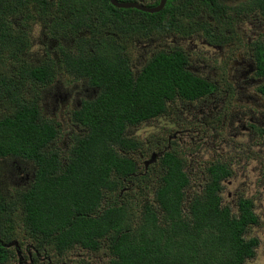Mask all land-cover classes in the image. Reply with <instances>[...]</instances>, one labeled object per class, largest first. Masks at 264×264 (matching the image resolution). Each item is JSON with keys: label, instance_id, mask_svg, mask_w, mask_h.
<instances>
[{"label": "trees", "instance_id": "trees-1", "mask_svg": "<svg viewBox=\"0 0 264 264\" xmlns=\"http://www.w3.org/2000/svg\"><path fill=\"white\" fill-rule=\"evenodd\" d=\"M245 7L264 17V0H248ZM220 14L221 0H168L157 14L118 9L110 0H0V158L30 161L37 168L32 188L19 197L27 228L36 234L34 244L48 245L37 236L57 248L104 243L113 251V264H246L255 258L259 240L247 238L259 223L254 202L240 198L233 213L217 195L219 181L231 176L226 166L210 169L206 195L196 196L188 213L183 159L175 151L154 150L160 159L153 172L139 175L130 155H145L134 129L165 114L168 102L199 99L212 85L186 70L188 58L179 49L158 53L135 72L128 47L107 38L110 32L147 39L163 23L165 32L188 37L197 32L189 21L203 29L209 22L200 16ZM35 15L48 27L49 42L58 44L56 61L27 59L31 39L16 19L23 16L26 27ZM255 46L258 74L264 77V36ZM57 76L70 84L83 80L98 91L73 116L83 133L73 137L64 165L62 150L50 147L60 135L57 125L41 116L40 96L27 93L28 86L44 88ZM258 92L264 96V84ZM128 182L139 196L129 197L130 191L117 200ZM105 191L116 198L101 209ZM139 202L136 213L132 203ZM15 215L16 204L9 205L0 187V264L13 258L9 238L16 232Z\"/></svg>", "mask_w": 264, "mask_h": 264}, {"label": "flooded vegetation", "instance_id": "flooded-vegetation-1", "mask_svg": "<svg viewBox=\"0 0 264 264\" xmlns=\"http://www.w3.org/2000/svg\"><path fill=\"white\" fill-rule=\"evenodd\" d=\"M247 1L248 0H221V14L219 15V18L211 19L208 17V19H210L209 25H206L203 29H200V26L198 25H193L196 29L198 28V33L195 32L196 34L194 33V36H180L182 40L184 38L193 40L200 36L201 44L206 48L213 50L214 56L218 55L217 57H221L224 70H221V67H219V69H216L214 72H207V67H204L203 69L193 67V62L191 61V57H189L191 55L190 52H186L179 48V51H182L188 58L186 70L194 76L210 83L212 85L210 92L204 97H200L193 101L177 99L176 101L168 102L167 112L165 114L163 113L140 126L143 127L149 123L157 122L161 118H166L171 115V112L180 108L179 110L184 112L185 115L187 114L189 117V120L185 123L188 125L193 123L201 125L203 131L199 130L196 132L188 130L189 133H187L188 137L186 138V141L189 144V149L184 148L183 151H180L176 146L175 140L178 138L177 132L180 133L179 131H176L173 136L168 138L167 147H161L160 142H158V145L148 148V150L150 149L152 151L149 160H145V155L149 154L148 150H146L145 155L137 154L135 156L133 152L130 153V155L134 154L133 159L137 163V166H139V175H146L151 169L153 172L154 166L160 159V152H154V150H162L165 152L175 151L178 156L183 159V171L189 177L188 185L185 190L186 201L184 207L188 213L193 199L196 196L206 195L207 187L213 180V173L210 172L211 168H218L221 170V165L226 166L231 175L228 179L223 180L222 182L219 181L220 189L217 192V195L221 199L223 185L225 183L229 186L232 185L231 178L233 179L238 171L237 167L238 162L241 160V156L245 157V163L253 162L256 157V154L254 153L255 148L258 146L259 148L264 147V115L258 117L253 111L246 113L241 110L235 111L230 108L234 96H238V98H240L239 101L244 105L250 104L264 107V96L258 92V87L264 84V77H261L258 74L255 49V43L261 38L256 37V39H251L250 41V38L246 37V33L242 32V25L244 23L252 24L251 22H253L255 26H257L258 23L261 30L264 31V17L260 12L248 13L249 9L247 7L243 8L244 3L247 4ZM153 2L154 0H132L121 3H139L149 7ZM157 6H150L149 8ZM200 9L202 10L203 15H207V8L200 7ZM163 10L161 12H163ZM255 10L257 9L255 8ZM200 18L203 19V16H200ZM220 21L221 28L219 27ZM161 27L155 28L161 30L162 37L160 40L157 38L158 46L154 51L151 50L153 44L147 43L146 39H143L141 35L138 36V43H140V40H145V42L139 45L142 52V55H140V62L142 63L140 70L158 53L162 51L168 53L174 51L172 47H164L161 44L166 42L169 38L175 37L176 34L164 31L167 27L166 23H163ZM110 36L115 40H119V42L125 46V36H123L122 33L118 35L108 32L107 38H110ZM136 39L137 36L135 40ZM56 45L58 46V44ZM195 49L198 50L197 45ZM202 57L203 55H201L200 58ZM213 58L215 59L216 57ZM197 63L199 62L197 61ZM140 70L135 72H139ZM73 84H81V87L78 85L71 89L69 87L70 82L66 78H59V76H57L49 86L42 87L41 89L35 88L37 91L36 96H40L39 107L41 116L44 121L55 123L60 131L59 138L52 142L50 147L62 150L63 165L64 162H66L64 160L67 158L65 156L70 155L71 146L72 143H74L73 137L83 133V130L79 129V126L75 124L76 122L74 121L73 116L76 111L82 108L84 102L92 101L96 98L98 93L97 89L90 87L87 82L83 80ZM252 86H255L257 90L254 93H249L248 90ZM221 94H224L223 98H221ZM245 100L247 101L243 103ZM59 106L63 108V112L67 111L66 123H70L71 125V129L68 132H66L67 128L65 125L59 124L63 122L56 118L58 115L56 114V111ZM50 107H52V114L50 117H47V112ZM3 115L4 113L2 115L0 114V117ZM221 116L223 119H221ZM221 122L223 125L227 122L229 123L226 129L228 133L231 134L239 130L236 126H241L243 130L242 133L231 135L237 140V144L228 139V141L224 142L221 146V127L224 128V126L221 125ZM247 124L249 125L247 126ZM140 127L134 129V132ZM209 127H211V130H208ZM209 131H211L210 135H208ZM212 135L214 136L210 138ZM63 136L65 142L60 144V139ZM172 138L173 140H171ZM207 138H210L207 140V143H212L213 145L210 152L204 149L205 143L203 142ZM242 138H245L248 141L242 144L239 142ZM186 141H183V143L186 144ZM221 151L223 155L229 156V158L226 159L229 163L221 162ZM260 152H262V150H260ZM153 154H157V160L155 163L147 166L146 163L151 160ZM0 160L3 164V166L0 165L1 192L5 194L9 205L10 203L16 204V223L13 226L16 232H14L15 234L9 238V248L13 253V258H11L10 264H18L19 260H22V263L25 262L27 264H113V260L115 259L113 251L104 243H101L97 248L92 244L85 246L83 243L81 244V242H74L71 246L57 248L53 243L42 241V239L37 236L41 243L48 245L39 246L37 243L34 244L32 236L35 237L36 234L29 231L27 228L26 215L20 211L22 204L19 197L21 196V193L27 192L32 188L33 183L35 182L37 168L33 162L12 158L10 156L0 158ZM196 161H198L197 164H195ZM207 162L209 163L205 166L204 163ZM203 165L205 167L201 170ZM195 172H197L195 177L200 179V182H193L192 178L194 177ZM125 181L126 179L124 182ZM2 183H5L7 186H3ZM131 186L132 183H125V186L120 190L117 200L121 201V199L127 196V192L135 191L137 189V186L134 184V187L130 190ZM115 198L116 196H112L111 192L105 191L100 208L106 209L108 207L106 205L111 204ZM101 213L102 211L100 214ZM75 260L78 261L75 262ZM46 261L48 263H45Z\"/></svg>", "mask_w": 264, "mask_h": 264}, {"label": "rangeland", "instance_id": "rangeland-1", "mask_svg": "<svg viewBox=\"0 0 264 264\" xmlns=\"http://www.w3.org/2000/svg\"><path fill=\"white\" fill-rule=\"evenodd\" d=\"M35 20L31 21L28 26L24 27L23 26V20L24 17H17L16 21L18 24H20V27L25 28V31L29 34V37L31 39V48L30 51L27 53L28 54V61L33 64H37L38 60L44 61L46 58H53L55 61L57 57H59V50L58 46L56 45V42H49V39L46 36H49L48 32V27L46 24L40 21V19L35 15ZM202 20H206L209 22L210 19H207L203 17ZM189 22H194L191 23L190 25L193 26L195 24V21L191 20ZM244 23L242 25V32L246 33V37L250 38L249 40L251 41L256 39V37L261 38L264 35V31L261 30L259 27L258 23L257 26L253 24ZM218 24V23H216ZM215 25V23H214ZM198 33V28L196 29ZM195 33V34H196ZM194 36V34H193ZM197 36V35H195ZM162 37V33L160 29H153L149 35V37L146 39L147 43L153 44L151 46V50L154 51L157 46V38L160 40ZM190 37V36H189ZM138 36L137 39L135 38H126L125 41V46H127V51H126V56L130 58V61L133 65V69L135 71L140 70L142 63L140 62V55H142L141 52V45L145 40H140V43H138ZM71 41H66L64 45L70 46ZM145 44V43H144ZM124 46V44H122ZM164 47H172L173 49L176 48H181L186 52H190L192 66L195 68H200L203 69L204 67L208 68L207 72H214L216 69H219L221 67V70H224V65L221 62V57L214 56V51L206 48L204 45L201 44V37L194 38L193 40H189L184 38H180V35L176 34L175 37L169 38L166 42L162 43ZM196 45L198 46V50L195 49ZM71 47V46H70ZM73 48V47H71ZM201 55H203L202 58ZM213 57H216L215 59ZM197 61L199 63H197ZM224 72V71H223ZM71 83V82H70ZM80 86L81 84H70V88H74L75 86ZM236 87V86H235ZM256 87L252 86L248 90L249 93H254L256 91ZM27 93L29 96L34 97L37 95V91L35 88H31L28 86ZM224 94H221V98H223ZM240 98L238 96H234L233 103L231 104L232 109L235 111H244V112H249L253 111L255 114L260 117V115H264V107H258V105H250V104H242L239 101ZM247 100L243 101L246 102ZM180 108L176 109L174 112H171V115L166 117V118H161L157 122H152L149 123L148 125H145L143 127H140L138 130L134 132V135L138 137L139 140L142 141V143L145 145L144 147V154H146V150L148 148H152L156 145H158V142H160V146L162 147H167L168 146V138L173 136L176 131H179L180 133L177 132L178 138L175 140L176 146L180 151H183L184 148H188L189 144L186 141V138L188 137L187 133L188 130L191 131H203V127L198 124H186L185 122L188 121L189 117L188 115L186 116L184 112L179 110ZM67 111L63 112V108L59 106V108L56 111L57 119L61 120L65 127L67 128L66 132L70 131V123H66V115ZM52 114V107L49 108L47 112V117L51 116ZM170 114V113H169ZM229 114V113H228ZM221 119L223 117L221 116ZM224 128L221 127V146L224 144V142H227L228 139L230 141H233L237 144V140L232 137L231 135H235L236 133H242L243 130L241 126H236L239 128L238 131L233 132V134L228 133L226 127H228L229 123H225V125L222 124ZM249 124H247L248 126ZM208 130H211V127L208 128ZM65 132V133H66ZM211 134V131L208 132V135ZM63 135V133H62ZM214 135H212L210 138H212ZM231 136V137H230ZM207 138L203 143H205V150L210 152L213 148L212 143H207V140L210 139ZM173 140V138L171 139ZM183 141H186V144L183 143ZM248 140L245 138H242L239 140L240 143L244 144ZM64 136L60 139V144L64 143ZM258 143V140H257ZM162 144V145H161ZM189 149V148H188ZM262 150V152H260ZM159 152V151H158ZM254 153L256 154V157L253 162L245 163V157L241 156V160L238 162V171L234 175V178H231L232 185L229 186L227 183L223 185V192H222V199H223V204L229 205L230 208H232L233 213H237L238 209V199L239 198H248L251 199L254 202V211L256 215L259 218V223L258 225L252 226L249 234L247 235V238H257L259 240V246L256 249V256L253 259H250L246 262V264H264V147L259 148L256 147ZM134 155V154H133ZM151 156V153L148 155H145V160H149ZM229 156L223 155L221 151V162H226L229 163L226 159H228ZM208 161V159L206 158ZM144 161V160H143ZM242 161V162H241ZM198 161H196L195 164H197ZM209 162L204 163L206 166ZM245 163V164H244ZM194 164V163H193ZM194 164V165H195ZM244 164V165H242ZM0 165L3 166L0 160ZM202 167L201 170L204 169V166ZM199 170V171H201ZM197 171V172H199ZM194 173L193 182L197 181L200 182V179H198L196 176V173ZM3 186H7L5 183H2ZM199 191V190H197ZM120 193V191H119ZM139 196L135 191L132 192V194L129 197H135ZM151 197H153L151 195ZM139 204L141 202L137 203V206H135V203H132V206L134 207V211L138 213L139 211ZM74 261V260H73ZM78 260H75V262ZM45 263H48L47 261ZM18 264H27L25 262L22 263V260H19Z\"/></svg>", "mask_w": 264, "mask_h": 264}, {"label": "water", "instance_id": "water-1", "mask_svg": "<svg viewBox=\"0 0 264 264\" xmlns=\"http://www.w3.org/2000/svg\"><path fill=\"white\" fill-rule=\"evenodd\" d=\"M110 2L114 7L118 9H125V10L135 9V10L148 13V14H156V13L161 12L165 8L167 0H160V4L154 8H149L146 5H142L139 3H121L118 0H110ZM157 157H158L157 154H153L151 160L148 161L146 165L149 166L155 163L157 160Z\"/></svg>", "mask_w": 264, "mask_h": 264}]
</instances>
